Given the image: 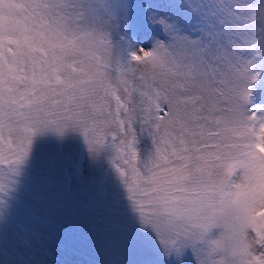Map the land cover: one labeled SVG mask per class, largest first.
<instances>
[{"label":"rangeland","instance_id":"1","mask_svg":"<svg viewBox=\"0 0 264 264\" xmlns=\"http://www.w3.org/2000/svg\"><path fill=\"white\" fill-rule=\"evenodd\" d=\"M194 1L0 0V264H264V0Z\"/></svg>","mask_w":264,"mask_h":264},{"label":"trees","instance_id":"2","mask_svg":"<svg viewBox=\"0 0 264 264\" xmlns=\"http://www.w3.org/2000/svg\"><path fill=\"white\" fill-rule=\"evenodd\" d=\"M203 1H206V0H199V2L200 3H202ZM209 2H213L214 3V7L212 8V10L210 11V13H209V15H212L213 13H214V11H216V9H220V3L219 4H215V0H208ZM207 2V1H206ZM215 13H217V12H215ZM83 157V156H82ZM135 169H136V172L138 173V174H140V172H141V169H140V166H135ZM104 171V173H105V176L108 174V171L107 170H103ZM119 173H121V174H124V176H126L127 175V169L125 170L124 169V171H122V170H120V172ZM142 175V174H141ZM134 178H136V179H140V178H142V176H135ZM137 185H139V184H137ZM227 197H223V201H225V203H227V199H226ZM231 205V204H230ZM173 258H174V261L175 262H177L178 263V259H182V256L180 257V258H177L176 256H173ZM186 259H188L189 260V258L188 257H186Z\"/></svg>","mask_w":264,"mask_h":264}]
</instances>
